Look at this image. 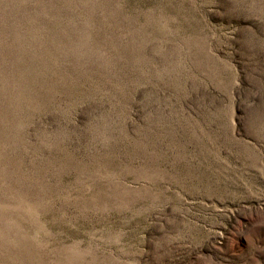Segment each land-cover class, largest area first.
Listing matches in <instances>:
<instances>
[{"label": "rangeland", "instance_id": "obj_1", "mask_svg": "<svg viewBox=\"0 0 264 264\" xmlns=\"http://www.w3.org/2000/svg\"><path fill=\"white\" fill-rule=\"evenodd\" d=\"M0 264H264V0H0Z\"/></svg>", "mask_w": 264, "mask_h": 264}]
</instances>
